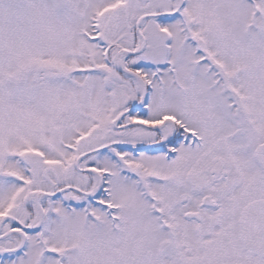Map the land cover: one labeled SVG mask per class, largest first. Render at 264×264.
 <instances>
[{"label":"snow or ice","instance_id":"6c2138e0","mask_svg":"<svg viewBox=\"0 0 264 264\" xmlns=\"http://www.w3.org/2000/svg\"><path fill=\"white\" fill-rule=\"evenodd\" d=\"M0 264H264V0H0Z\"/></svg>","mask_w":264,"mask_h":264}]
</instances>
